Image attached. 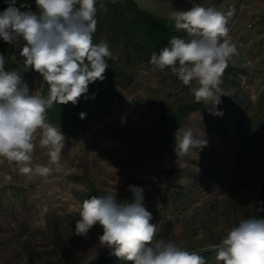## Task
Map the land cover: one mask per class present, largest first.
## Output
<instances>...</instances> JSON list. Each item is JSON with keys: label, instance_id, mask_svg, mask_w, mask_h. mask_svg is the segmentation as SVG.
<instances>
[{"label": "rangeland", "instance_id": "rangeland-1", "mask_svg": "<svg viewBox=\"0 0 264 264\" xmlns=\"http://www.w3.org/2000/svg\"><path fill=\"white\" fill-rule=\"evenodd\" d=\"M21 1L32 3L21 11L39 14L35 0ZM135 1L163 18L199 4L227 19L235 52L218 86L220 102H198L182 124V129L202 136L206 146L181 157L176 154L178 129L172 130L166 115L194 96L170 68L161 72L145 63L133 67L131 83L114 86L116 94L105 83L102 95L92 89L85 104L88 122L65 140L58 164H51L48 150L40 147L39 138L35 141L33 168L48 166V175L21 174L14 163L0 158V264H96L108 248L100 245L99 224L87 236L76 234L82 202L114 189L119 201H127L130 186L143 176L138 187L151 223L157 225V239L200 251L207 264L219 262L214 251H201L204 243L218 244L241 219L262 218L254 207L264 160L251 159V146L242 155L238 147L242 141L264 140L254 135L255 123L264 114V0ZM24 46L17 38L10 48L0 38L5 70L17 71L29 93L39 95L42 76L24 65ZM109 47L114 55L116 50ZM237 120L240 126L235 129ZM108 264L131 262L117 259Z\"/></svg>", "mask_w": 264, "mask_h": 264}, {"label": "clouds", "instance_id": "clouds-1", "mask_svg": "<svg viewBox=\"0 0 264 264\" xmlns=\"http://www.w3.org/2000/svg\"><path fill=\"white\" fill-rule=\"evenodd\" d=\"M15 2L6 0L8 7L0 12V38L7 43L20 37L26 41L20 53L24 65L40 73L49 91L46 98L30 94L17 71L5 70L6 58L0 54V158L14 163L21 174L48 175V166L33 168L35 141L39 138L40 147L48 150L50 163L58 164L65 136L60 127L47 122V108L54 102L75 105L88 92L89 84L105 78L109 67L106 60L112 52L106 41L93 42L97 0H35L38 15L21 11ZM171 19L175 29L186 32L190 39L173 36L170 46L151 54L150 63L161 72L170 68L190 87L197 102L215 99L218 104V86L235 52L228 39L225 15L197 4L188 11H174ZM194 81L196 86H192ZM80 115L84 118L85 114ZM175 141L178 157L207 143L190 129L180 128ZM129 190L133 193L131 201H119L115 189L85 199L79 208L76 234L87 236L99 224L103 229L100 245L131 264H207L200 251L157 239V225L151 223L152 214L142 204L143 189L130 186ZM201 251H214L222 264H264V218L241 219L218 244Z\"/></svg>", "mask_w": 264, "mask_h": 264}, {"label": "trees", "instance_id": "trees-1", "mask_svg": "<svg viewBox=\"0 0 264 264\" xmlns=\"http://www.w3.org/2000/svg\"><path fill=\"white\" fill-rule=\"evenodd\" d=\"M96 8L97 28L93 36V42L99 43L107 40L106 42L116 50V53L106 60L109 67L104 73L105 78L102 81L97 80L89 84L88 92L75 105L72 103L60 105L54 102L51 107L47 108V122L60 127L65 140L73 138L78 128L83 127L88 122L85 104L92 89L99 90L102 95V89L100 90V88L105 83L108 84L111 93L116 94L114 86L122 87L131 83L136 75L133 67L149 63L151 54L153 52L159 54L164 47L170 46L169 42L173 36H178L185 40L190 39L186 32L175 29L172 19L159 17L140 8L135 0H98ZM19 40L23 42V45H26V42L21 38ZM12 46L13 43H10V48ZM14 66L16 65L14 64ZM40 87L39 95L46 98L49 86L43 81V77ZM196 103L197 101L193 98L190 102L181 103L166 115L172 130L175 128L182 129L185 116L195 108ZM81 113L85 114L84 118H81ZM259 120L256 121L254 126L255 138L264 137V133H261V128L264 127V114ZM239 126L240 121L238 120L235 122L234 128L238 129ZM242 142L238 147L239 154L242 155L247 152L249 146H251L254 150L251 159L253 161L264 160V140L261 143L253 141H250V143ZM144 177L137 179L132 186L138 187L143 184L142 180ZM128 196L127 201H131L133 193L129 191ZM258 199L259 195L254 207L256 211ZM257 213L261 215L259 211ZM117 259L111 254V249L108 248L99 257L96 264H108L110 261ZM219 264H222V262H219Z\"/></svg>", "mask_w": 264, "mask_h": 264}, {"label": "built area", "instance_id": "built-area-1", "mask_svg": "<svg viewBox=\"0 0 264 264\" xmlns=\"http://www.w3.org/2000/svg\"><path fill=\"white\" fill-rule=\"evenodd\" d=\"M15 6L19 9H30L32 7L31 2L16 0ZM8 7V3H6V0H0V12L2 10H5ZM257 211H259L262 215V218H264V202L258 199L257 201Z\"/></svg>", "mask_w": 264, "mask_h": 264}, {"label": "water", "instance_id": "water-1", "mask_svg": "<svg viewBox=\"0 0 264 264\" xmlns=\"http://www.w3.org/2000/svg\"><path fill=\"white\" fill-rule=\"evenodd\" d=\"M259 200H261L262 202H264V177H262V179H261Z\"/></svg>", "mask_w": 264, "mask_h": 264}, {"label": "crops", "instance_id": "crops-1", "mask_svg": "<svg viewBox=\"0 0 264 264\" xmlns=\"http://www.w3.org/2000/svg\"><path fill=\"white\" fill-rule=\"evenodd\" d=\"M192 99H193V98H192ZM189 102H190V101H189ZM197 103H198V102H197ZM197 103H196V105H195V108H194L192 111H194V110L197 109ZM190 112H191V111H190ZM190 112H189V113H190ZM189 113H188V114H189ZM237 121H238V120H237ZM237 121H236V122H237ZM234 124H235V123H234ZM233 127H234V125H233ZM209 235H210L209 232H205V236H209ZM209 244H210V243H206V244L204 243V244L202 245V248L209 247ZM195 247H196L197 249H201V246H195ZM217 263H218V262H217Z\"/></svg>", "mask_w": 264, "mask_h": 264}]
</instances>
